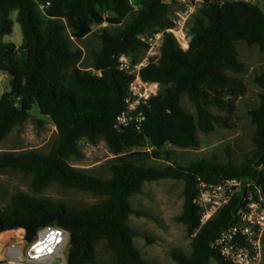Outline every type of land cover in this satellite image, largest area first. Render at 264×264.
Here are the masks:
<instances>
[{"label": "trees", "instance_id": "16d2710c", "mask_svg": "<svg viewBox=\"0 0 264 264\" xmlns=\"http://www.w3.org/2000/svg\"><path fill=\"white\" fill-rule=\"evenodd\" d=\"M169 1L134 0L133 6L130 0H0V72L10 78V91L0 97V141L22 126L33 108L50 119L57 134L48 153L0 152V171L31 176L35 194L57 184L102 198L75 208L16 192L0 209V242L22 230L31 241L41 228L57 226L69 233L68 264H99V243L112 253L109 264H150L134 243L139 234L129 218L143 213L132 208L130 199L142 193L145 183L174 179L184 182L182 212L175 221L191 238V252L173 251L171 259L176 264H230L211 244L231 224L241 199L234 198L203 226L195 199L200 181L263 180L258 168L264 169V93L258 107L249 111L254 148L240 163L198 160L187 167L153 169L138 160L144 155L170 161L167 145L196 148L199 132L209 134L224 124L211 109L230 114L244 95L243 83L229 75L245 70L235 44L244 42L264 52V12L242 2L200 0L186 22L189 46L183 51L165 32L172 26ZM13 11L22 34L19 47L3 40L13 32ZM161 31L158 56L140 71L143 81L159 85L158 94L143 109L141 130L130 124L120 133L115 117L132 77L119 70L117 58L124 54L137 63L148 47L141 37ZM73 40L94 43L89 66H80L83 51ZM254 83L264 90V70ZM183 97L193 105L194 115L182 107ZM100 139L114 156L109 178L70 163L83 159L81 141L94 145ZM145 148L151 154L142 153Z\"/></svg>", "mask_w": 264, "mask_h": 264}, {"label": "rangeland", "instance_id": "374dc122", "mask_svg": "<svg viewBox=\"0 0 264 264\" xmlns=\"http://www.w3.org/2000/svg\"><path fill=\"white\" fill-rule=\"evenodd\" d=\"M130 2L135 6L134 0ZM193 3L188 0L169 1L170 18L174 19L180 11ZM256 6L264 12V0ZM10 18L13 20V32L3 40L19 47L22 44V34L19 25L15 22V11L11 12ZM101 27H107V24ZM73 43L83 51V61L80 66H89L91 62L89 50L94 43L90 40H73ZM235 46L239 55L238 59L244 64L245 70L241 74L229 73V75L240 80L245 90L244 95L235 100L232 113H220L216 109H211L215 115L221 117L224 124L216 126L215 130L209 134L199 132V145L196 148L177 149L167 145L164 150L170 153V161L164 157L155 159L143 155L139 158L138 164L153 169H163L172 164L187 167L198 160L225 163L229 158L233 163L238 164L253 150L251 139L254 125L251 122L249 111L258 107L259 95L264 93V90L254 83L255 76L264 70V52L244 42H237ZM155 56H157L156 53L147 55L146 50L143 58H155ZM9 91L10 78L7 74L0 72V97ZM181 104L185 111L195 114L193 105L186 97L182 98ZM56 135V128L50 119L41 116L38 110L33 108L26 122L16 127L4 140L0 141V152L34 150L48 153ZM80 147L84 157L79 161H71V165L102 178H109L108 165L114 156L104 141L100 139L94 145L81 141ZM142 153L151 154V149L145 148ZM31 181V176H26L19 171H0V209L10 203L11 197L16 192L75 208L90 207L102 199L97 195L62 188L57 184H51L41 193L35 194L31 190ZM183 187L182 180L163 179L149 182L144 184L140 195H135L130 199L132 208L143 213V216L132 215L129 218L130 227L139 234L134 243L142 259L150 264H176L171 259V252L177 251L185 255L191 252V238L187 235L185 227L175 221V218L182 212ZM96 258L99 264H109L112 261V253L105 248L103 243H99L96 247ZM210 264H215V262L211 261Z\"/></svg>", "mask_w": 264, "mask_h": 264}, {"label": "built area", "instance_id": "2783aa9c", "mask_svg": "<svg viewBox=\"0 0 264 264\" xmlns=\"http://www.w3.org/2000/svg\"><path fill=\"white\" fill-rule=\"evenodd\" d=\"M189 1V0H188ZM256 5L263 0H229ZM180 11L172 26L165 30L172 34L183 51L188 50L189 37L185 26L200 0L193 1ZM163 32L142 36L148 46L147 55L159 54ZM187 43L186 47L182 44ZM158 52V53H157ZM156 58V56H155ZM154 58H142L137 63L127 55L117 58L119 70L132 77L128 84L121 112L115 117L117 130L122 133L130 124L141 130L145 117L143 109L157 96L159 85L145 82L140 71ZM264 171L260 166L258 171ZM234 198L241 199V206L228 227L223 229L211 247L230 264H263L264 256V180L223 179L216 184L199 182L195 204L200 210V226L206 224L220 209ZM10 232V231H8ZM69 233L57 226L41 228L31 241L25 233L0 242V264H68Z\"/></svg>", "mask_w": 264, "mask_h": 264}, {"label": "bare ground", "instance_id": "6f19581e", "mask_svg": "<svg viewBox=\"0 0 264 264\" xmlns=\"http://www.w3.org/2000/svg\"><path fill=\"white\" fill-rule=\"evenodd\" d=\"M183 45V47H186L187 46V43H184V44H182Z\"/></svg>", "mask_w": 264, "mask_h": 264}, {"label": "crops", "instance_id": "0c3cea01", "mask_svg": "<svg viewBox=\"0 0 264 264\" xmlns=\"http://www.w3.org/2000/svg\"><path fill=\"white\" fill-rule=\"evenodd\" d=\"M23 231V230H22Z\"/></svg>", "mask_w": 264, "mask_h": 264}]
</instances>
